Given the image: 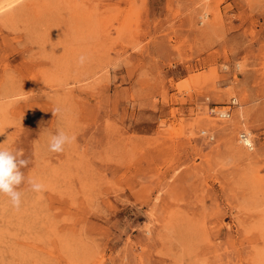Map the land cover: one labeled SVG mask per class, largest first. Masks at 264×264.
Wrapping results in <instances>:
<instances>
[{
	"label": "rangeland",
	"instance_id": "374dc122",
	"mask_svg": "<svg viewBox=\"0 0 264 264\" xmlns=\"http://www.w3.org/2000/svg\"><path fill=\"white\" fill-rule=\"evenodd\" d=\"M0 132V264H264V0H0Z\"/></svg>",
	"mask_w": 264,
	"mask_h": 264
},
{
	"label": "clouds",
	"instance_id": "9594fccd",
	"mask_svg": "<svg viewBox=\"0 0 264 264\" xmlns=\"http://www.w3.org/2000/svg\"><path fill=\"white\" fill-rule=\"evenodd\" d=\"M3 134V132H0ZM74 137L69 136L62 130L52 135L48 142V150L53 153H60L66 144H70ZM22 153L18 150L13 152L6 148H0V196H7L13 207H19L21 203V192L16 189L24 181L21 168L29 163L26 159L20 158ZM34 192L43 190V185L35 180L28 181Z\"/></svg>",
	"mask_w": 264,
	"mask_h": 264
},
{
	"label": "built area",
	"instance_id": "2783aa9c",
	"mask_svg": "<svg viewBox=\"0 0 264 264\" xmlns=\"http://www.w3.org/2000/svg\"><path fill=\"white\" fill-rule=\"evenodd\" d=\"M236 102L234 99L231 100L228 108H225V109H221V110H217L216 108H211L210 111L212 113H215L217 114L218 117L220 118H228L230 116V108H231V105H235ZM238 142L245 148L251 150L254 148V142L252 140V137L250 134H248L247 132L245 131H241L239 134H238Z\"/></svg>",
	"mask_w": 264,
	"mask_h": 264
},
{
	"label": "bare ground",
	"instance_id": "6f19581e",
	"mask_svg": "<svg viewBox=\"0 0 264 264\" xmlns=\"http://www.w3.org/2000/svg\"><path fill=\"white\" fill-rule=\"evenodd\" d=\"M12 1V0H11ZM15 1V0H14ZM11 4V3H10ZM9 5V4H8ZM7 6V5H6ZM248 134H250L249 132H247Z\"/></svg>",
	"mask_w": 264,
	"mask_h": 264
}]
</instances>
